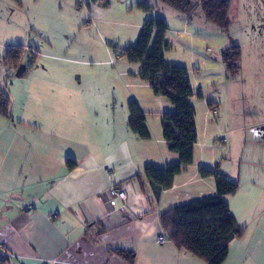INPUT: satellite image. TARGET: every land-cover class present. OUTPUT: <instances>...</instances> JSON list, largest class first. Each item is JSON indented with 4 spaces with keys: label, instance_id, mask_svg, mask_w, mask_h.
<instances>
[{
    "label": "crops",
    "instance_id": "crops-1",
    "mask_svg": "<svg viewBox=\"0 0 264 264\" xmlns=\"http://www.w3.org/2000/svg\"><path fill=\"white\" fill-rule=\"evenodd\" d=\"M229 1L230 21L238 14L237 20L246 15L264 22V0ZM160 8L166 15L146 13V21L164 19L172 47L170 26L183 28L179 34L187 35L197 12L189 19ZM203 19L199 26L207 27ZM169 51L166 64L179 66L167 58ZM37 68L36 63L21 85L4 88L9 71L0 63V91L12 99L10 119L0 117V253L12 256L9 264H204L169 241L157 243L164 234L162 212L216 195L214 179L200 175L201 169H212V163L198 151V125L193 164L154 203L142 190L143 171L148 165L163 169L179 162L168 150L161 127L162 115L174 108L153 113L152 105L133 96L151 134L141 140L128 126V110L122 114L107 102L103 110L94 111L95 98L83 95L65 77L44 76L46 66L41 67L43 76H33ZM151 95L155 101L164 99ZM69 160L77 164L73 170L67 168ZM250 180L244 182L250 187L226 198L244 236L231 243L224 264H264V185L260 177ZM114 187L125 191L126 202L112 210L104 196ZM119 252L133 253L134 262Z\"/></svg>",
    "mask_w": 264,
    "mask_h": 264
},
{
    "label": "rangeland",
    "instance_id": "rangeland-1",
    "mask_svg": "<svg viewBox=\"0 0 264 264\" xmlns=\"http://www.w3.org/2000/svg\"><path fill=\"white\" fill-rule=\"evenodd\" d=\"M137 1L0 0V63L10 47L33 48L40 54L33 76H43L41 67L46 66L44 76L65 77L83 95L95 98L94 111L110 102L123 114L128 103L136 101L133 96L152 105L153 113L173 110L166 98L151 97L149 84L139 78V64L120 57L135 45L148 17ZM202 16L198 10L185 36L179 34L183 28L170 26L174 43L167 56L189 70L196 91L191 104L200 132L198 151L205 153L212 168L219 163L232 181H241L240 190L247 179L253 183L260 177L264 185V22L250 21L246 15L237 20L234 14L227 36L208 23L200 27ZM232 46L241 47L242 69L237 79L227 80L221 53ZM29 60L27 53L12 77L7 75L4 88L22 84ZM149 116L155 122L156 115Z\"/></svg>",
    "mask_w": 264,
    "mask_h": 264
},
{
    "label": "trees",
    "instance_id": "trees-1",
    "mask_svg": "<svg viewBox=\"0 0 264 264\" xmlns=\"http://www.w3.org/2000/svg\"><path fill=\"white\" fill-rule=\"evenodd\" d=\"M172 9L181 16L192 18L200 10L208 24L224 35H229L232 23L229 19V0H138L137 8L147 14L159 7ZM168 23L162 18H150L141 27L134 46L120 53L129 64H139V78L148 83L155 96L166 98L174 107L172 113L162 115L163 139L171 153L178 155L177 164L163 169L148 165L143 171L142 190L150 201L158 203L164 192L172 189L177 176L194 162V148L197 144L196 111L191 99L196 96L190 80V73L183 66H169L165 54L171 46L167 40ZM29 53L27 77L36 65V49L22 46L10 47L4 56L3 65L9 70V78ZM221 61L227 80H235L241 74L242 50L232 46L221 53ZM9 86V83H8ZM198 98L202 95L197 94ZM211 106V105H210ZM12 99L7 91H0V117L10 119ZM130 130L141 140L151 137L146 114L136 101L128 103ZM76 162H67L68 170L76 167ZM202 178H213L216 195L176 205L160 214L163 235L177 249L188 251L204 264H224L229 256L233 241L244 236L233 216L226 198L234 196L239 184L221 173L220 164L212 169H201ZM105 197V196H104ZM106 201V200H105ZM125 260L133 263L134 254L119 252ZM0 258V264H5Z\"/></svg>",
    "mask_w": 264,
    "mask_h": 264
},
{
    "label": "built area",
    "instance_id": "built-area-1",
    "mask_svg": "<svg viewBox=\"0 0 264 264\" xmlns=\"http://www.w3.org/2000/svg\"><path fill=\"white\" fill-rule=\"evenodd\" d=\"M107 173H111L110 169L106 170ZM105 200L107 205L109 206L110 209H115L118 204H124L126 202V194L125 191L120 188V187H114L108 190V192L105 195ZM167 241V238L165 235H162L157 243L158 244H164ZM0 258L2 260H5V264H9L10 260L12 259V256L10 254H1L0 253Z\"/></svg>",
    "mask_w": 264,
    "mask_h": 264
}]
</instances>
